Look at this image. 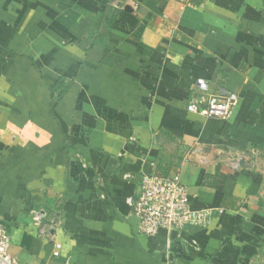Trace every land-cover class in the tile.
<instances>
[{"label": "crops", "instance_id": "crops-1", "mask_svg": "<svg viewBox=\"0 0 264 264\" xmlns=\"http://www.w3.org/2000/svg\"><path fill=\"white\" fill-rule=\"evenodd\" d=\"M142 173L213 217L141 234ZM0 221L18 264H264V0H0Z\"/></svg>", "mask_w": 264, "mask_h": 264}, {"label": "built area", "instance_id": "built-area-1", "mask_svg": "<svg viewBox=\"0 0 264 264\" xmlns=\"http://www.w3.org/2000/svg\"><path fill=\"white\" fill-rule=\"evenodd\" d=\"M237 100L238 96L233 93L220 98L211 96L204 106L189 102L187 108L206 117L228 119ZM128 203L137 220L138 231L146 236H153L159 230L179 231L186 225L205 227L214 214L211 208L195 209L190 205L187 186L176 174L163 176L142 173L136 192L128 199ZM32 220L40 227L41 234L47 232L43 228L47 221L43 209L34 212ZM9 244V236L0 221V264H18L9 253ZM60 248L59 243L54 244L55 253Z\"/></svg>", "mask_w": 264, "mask_h": 264}]
</instances>
